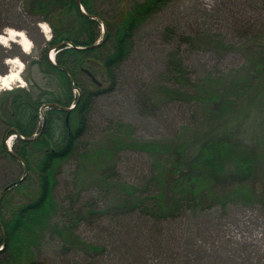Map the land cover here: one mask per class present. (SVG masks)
<instances>
[{
  "label": "trees",
  "instance_id": "trees-1",
  "mask_svg": "<svg viewBox=\"0 0 264 264\" xmlns=\"http://www.w3.org/2000/svg\"><path fill=\"white\" fill-rule=\"evenodd\" d=\"M167 1L136 3L130 9H121L112 21L100 15L94 0H38L26 6L33 16L52 14L53 19L61 23L46 17L53 28L52 39L45 41L35 60L45 85L37 88L26 79L31 87L5 90L0 94V117L5 116L8 124L0 150L20 160L26 172L36 170L39 180L38 196L13 206L8 214L4 212L7 192L12 186L20 189L18 186L24 179L5 186L1 193L0 247L3 248L0 264H25L23 256L29 255L35 235L46 228L58 233L65 242L64 247L69 246L67 249L84 245L91 258L78 264H102L110 244L107 237L112 234H102L100 241L83 240L75 232L83 221L97 224L103 232L118 229L117 233H122L119 230L125 228L122 219L126 218L140 220L143 230L157 229L163 221L176 219L188 211L235 199L264 206V160L257 151L233 142L226 128L239 106L259 95L264 79V47L255 49L258 57L248 62L251 70L248 69L246 75L240 74L239 69L229 72L212 69L205 76L197 77L182 57L170 54L160 73L157 91L147 84L139 102L145 108L154 109V92H158L161 98L198 107L197 117L190 121L194 125L192 132L183 128L185 131L176 137L144 140L135 136L132 124L109 120V143L96 149L82 143L92 104L103 91L83 69H99L114 82L117 67L131 53L136 29ZM102 23L104 39L98 43ZM171 29L167 28L170 34ZM180 40H189L191 44L203 41L225 50L236 46L212 33L181 34ZM108 45L110 50L104 55L102 51ZM53 48L58 50L55 63L49 57ZM16 55L22 56V53L9 52L3 59ZM1 73L6 74L8 70ZM79 74L86 75V86L80 84ZM73 103L75 106L68 109ZM43 106L48 107L41 110ZM11 134L16 138L10 150L5 139ZM123 150L145 153L152 161L148 173L138 181L122 179L116 169L113 159ZM72 158L78 162L75 181L82 179L87 168H93L99 191L107 189L111 194L106 197L110 206L104 208L93 198L76 207L73 198L65 206V221L52 225L51 214L60 207L53 193L59 167ZM229 176L231 182L221 186ZM81 198L82 191H79L76 200ZM1 253L6 255L1 257ZM28 264L42 262L31 259Z\"/></svg>",
  "mask_w": 264,
  "mask_h": 264
},
{
  "label": "rangeland",
  "instance_id": "rangeland-1",
  "mask_svg": "<svg viewBox=\"0 0 264 264\" xmlns=\"http://www.w3.org/2000/svg\"><path fill=\"white\" fill-rule=\"evenodd\" d=\"M36 1L38 0H0V31H3L5 25L26 30L34 43L31 53H25L16 41L11 42V48L0 44V74L6 69L9 71L11 67L5 63L4 54L22 53L20 57L26 68L21 75L38 88L45 85V79L35 60L40 56L45 41H49L40 22H47L53 35L52 25L47 20L53 17L52 14H29L26 6H32ZM143 1L145 0H94V3L100 15L112 21L119 16L121 9H130ZM168 27H172V34L167 30ZM100 33L98 42L104 39L105 29L102 25ZM195 33L219 35L236 46L225 50L203 41L191 44L189 40H180L181 34ZM263 43L264 0H168L147 16L136 29L131 53L117 67L114 82L107 73L92 69L102 82L103 91L92 104L82 143L89 145L91 149L109 143V120H122L132 124L135 136L144 140L176 137L185 129L192 132L194 125L190 121L197 117L198 107L161 98L158 92H154V109L145 108L139 102L141 94L148 88L147 84H150V88L151 85L154 86L157 91L160 73L170 54L182 57L197 77L205 76L212 69L226 72L239 69L240 74L246 75L248 69L251 70L248 62L258 57L255 49L264 47ZM109 50L110 45L104 46L102 53L106 55ZM79 82L86 86L88 79L85 74H79ZM77 93L78 90L74 89V94ZM3 117H0V145L8 129L5 116ZM226 128L229 129L233 142L242 143L252 151H257L264 160V79L259 86L257 98L243 102L233 118L226 123ZM13 135L15 134L5 139L8 149L12 147H9L8 139ZM193 154L192 152L191 156ZM113 162H116V169L122 179L131 182L144 177L152 164L148 155L131 150H123L114 157ZM77 163L72 158L60 164L53 190L60 207L58 212L56 208L51 214L52 225L65 221V206L73 198V202H77L76 207L93 198L104 208L110 206L106 200L107 189L100 192L96 186L93 168H87L82 179L75 181ZM21 178L24 180L18 186L20 189L12 186L7 192L8 204L4 209L6 214L13 206H20L38 196L39 180L36 170L26 172L20 160L13 159L0 150V216L4 187ZM230 182L231 176L221 186ZM79 191H82V198L77 201ZM108 196L111 197V194ZM134 220L122 219L125 225V228L119 230L122 233H117L118 229L103 232L89 220L81 222L75 232L87 241H100L102 234H112L107 237L110 244L102 264H264V206L258 202L246 203L235 199L226 204L217 203L207 209L188 211L176 219L165 220L157 229L143 230L141 221ZM37 233L39 234L34 237L29 255L23 256L25 264L31 259L42 264H78L91 258L82 244L70 249H67L69 246L64 247L63 238L51 228ZM256 234L260 235L257 239ZM5 255L6 253H1V257Z\"/></svg>",
  "mask_w": 264,
  "mask_h": 264
},
{
  "label": "clouds",
  "instance_id": "clouds-1",
  "mask_svg": "<svg viewBox=\"0 0 264 264\" xmlns=\"http://www.w3.org/2000/svg\"><path fill=\"white\" fill-rule=\"evenodd\" d=\"M40 27L44 31L48 40L52 39V29L47 22L41 21ZM18 38H20L18 40ZM12 41L18 42L22 45L25 53H31L34 47L33 41L27 35L26 30H18L11 25H5L3 31H0V44L11 48ZM56 49H52L49 53L51 59L54 61L56 58ZM5 63L10 65V69L7 74H0V92L4 90H12L14 88H27L29 87V81L26 80L21 74L25 71L26 64L19 55L14 57H7ZM15 135L8 139V145L11 147L12 141Z\"/></svg>",
  "mask_w": 264,
  "mask_h": 264
},
{
  "label": "water",
  "instance_id": "water-1",
  "mask_svg": "<svg viewBox=\"0 0 264 264\" xmlns=\"http://www.w3.org/2000/svg\"><path fill=\"white\" fill-rule=\"evenodd\" d=\"M80 6H81V4H80ZM82 10L85 12V10L83 9V7H82ZM78 48H82L81 46H78ZM51 58V57H50ZM84 71L93 79V81L94 82H96L98 85H101L102 84V82L95 76V74L92 72V71H90L89 69H84ZM74 106H72V107H69L68 109H72ZM43 108H45V106H43ZM67 121H68V119H67ZM36 135H38V134H36ZM23 137V136H22Z\"/></svg>",
  "mask_w": 264,
  "mask_h": 264
},
{
  "label": "bare ground",
  "instance_id": "bare-ground-1",
  "mask_svg": "<svg viewBox=\"0 0 264 264\" xmlns=\"http://www.w3.org/2000/svg\"><path fill=\"white\" fill-rule=\"evenodd\" d=\"M20 38H18V40H19ZM22 46V45H21ZM260 237V235L259 234H256V236H255V238L257 239V238H259ZM250 241H253L252 239H250ZM263 249H264V247H262Z\"/></svg>",
  "mask_w": 264,
  "mask_h": 264
}]
</instances>
